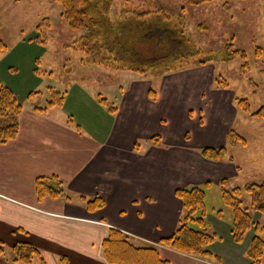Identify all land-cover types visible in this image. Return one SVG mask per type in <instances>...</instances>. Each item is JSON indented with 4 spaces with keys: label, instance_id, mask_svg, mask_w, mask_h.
Returning a JSON list of instances; mask_svg holds the SVG:
<instances>
[{
    "label": "crops",
    "instance_id": "1",
    "mask_svg": "<svg viewBox=\"0 0 264 264\" xmlns=\"http://www.w3.org/2000/svg\"><path fill=\"white\" fill-rule=\"evenodd\" d=\"M129 86L110 103L113 111L81 89L84 80L71 83L61 106L38 111L22 105L15 139L0 145V222L38 248L44 264H61L62 258L69 264H108L101 245L110 229L123 232L136 246H157L167 264H250V236L235 243L231 224H223L217 211L207 208L209 229L219 237L208 250L219 262L159 244L172 235L181 213L177 188L210 183L208 191L235 178L240 169L233 159L213 162L199 153V158L192 156L180 123L186 120L184 91L172 99L170 80L158 83L154 102L147 95L150 81H131ZM74 87L81 88L75 92ZM217 127L198 129L204 147H221L227 130ZM152 136L161 138L159 146L150 143ZM39 177L59 178L71 201H38ZM96 194L104 206L89 212L78 197Z\"/></svg>",
    "mask_w": 264,
    "mask_h": 264
},
{
    "label": "rangeland",
    "instance_id": "2",
    "mask_svg": "<svg viewBox=\"0 0 264 264\" xmlns=\"http://www.w3.org/2000/svg\"><path fill=\"white\" fill-rule=\"evenodd\" d=\"M193 1L113 0L109 14L113 23L121 18L141 23L166 14L173 25H182L176 26L184 32L188 45L200 50L198 57L141 73L122 63L110 68L98 58L88 59L81 50L69 48L67 45L77 40L80 33L68 30L59 6L52 0H0V31L7 46L0 56V84L9 88L26 108L45 107L51 99L50 88L65 96L64 91L72 82L84 80V88L74 87L75 92L78 88L89 90L97 98L107 99L115 110L112 104L119 90H128L131 81H150L152 87L147 95L154 102L158 83L165 78L170 80L172 99L184 91L181 95L186 98V120L181 119L180 123L183 142L194 151L192 156L199 158L196 155L200 150L213 148L199 142L198 129L222 125L227 132L221 147L227 146L226 136L232 129L246 141L244 146L228 149L240 172L228 181L227 189L264 182V118L252 116L264 108V55L255 56L256 48L264 49V0ZM235 50L244 52L245 59L233 55ZM199 59L205 62L189 64ZM239 100L246 101L249 113L239 107ZM242 201L248 207L247 196ZM205 206L209 212L220 210L223 224L232 223V212L223 205L218 185L207 191ZM249 211L264 238V215ZM253 229L245 235L250 236V241ZM20 241L19 232L0 222V264H18L13 260V246ZM74 261L80 263L75 258ZM260 264H264V256Z\"/></svg>",
    "mask_w": 264,
    "mask_h": 264
},
{
    "label": "trees",
    "instance_id": "3",
    "mask_svg": "<svg viewBox=\"0 0 264 264\" xmlns=\"http://www.w3.org/2000/svg\"><path fill=\"white\" fill-rule=\"evenodd\" d=\"M52 2L59 6L60 17L66 23L68 30L80 33L79 38L67 46L72 50H81L86 53L89 56L88 59L98 58L101 63L109 64V66L122 63L128 65L131 71L143 73L147 69L175 64L200 55L199 49L191 44L188 45L184 32L178 28L181 24L174 22L173 25L166 14H159L153 20L141 23L127 20L130 18H121L119 22L113 23L109 15L113 0H52ZM193 2L197 3L198 0ZM229 47L231 44L227 50H230ZM6 49L7 46L0 31V56ZM232 53L245 59L244 52L235 50ZM261 55H264V49L256 48L255 56ZM199 60V62L191 61L189 64L194 66L205 62V60ZM110 68L114 67L110 66ZM50 94L51 99L47 101L46 106H61L64 100L63 93L50 88ZM152 96H154L153 93ZM99 100L109 107V110H114L105 99ZM238 105L244 112L249 113L245 100H239ZM34 108L38 111L44 110ZM21 111L22 104L16 95L0 84V145L15 139ZM252 116L264 118V108L259 109ZM151 144L159 146L160 138L153 137ZM226 144L227 146L219 149L204 148L200 150V155L210 161H232L228 149L244 146L246 141L232 129L227 133ZM137 145L135 144L134 149ZM210 186V183H205L175 190L174 195L182 204L181 213L174 232L170 237L161 239L160 245L189 256L219 262L218 256L208 250L209 245L219 239L209 229L206 220L205 199ZM227 186L228 180H222L219 183L223 205L232 212L233 219L230 227L232 240L235 243L242 242L246 233L254 227V235L246 256L250 264H260L264 238L259 235L261 227L254 222L249 210L264 215V182L249 183L242 188L236 186L227 189ZM35 195L38 201L63 199L70 202L72 198L65 190L63 182L57 177L37 178ZM245 196L248 198V207L243 206L242 199ZM78 199L89 212L104 206L103 197L99 194L92 197L79 196ZM216 215L221 217V211H217ZM101 246L108 264H167L160 259L157 246H136L132 244L130 237L116 229H110ZM2 253L3 249L0 246V256ZM13 255L14 262L18 264H44L38 248L29 242L20 241L14 244ZM60 262L69 264L64 258Z\"/></svg>",
    "mask_w": 264,
    "mask_h": 264
}]
</instances>
